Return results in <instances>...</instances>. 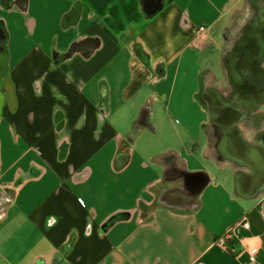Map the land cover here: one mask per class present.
<instances>
[{"label": "crops", "instance_id": "obj_1", "mask_svg": "<svg viewBox=\"0 0 264 264\" xmlns=\"http://www.w3.org/2000/svg\"><path fill=\"white\" fill-rule=\"evenodd\" d=\"M202 1L164 0L162 11L169 10L158 20L164 28L143 33L149 22L145 24L138 0H27L24 10L19 0H12L9 9L0 0L15 100L13 109L4 105L0 117V227L16 221L24 228L6 236L5 241L12 236L13 243L0 246V264H251L244 250L249 239L259 246L256 264H264V196L257 193L243 199L236 195L234 184L230 188L228 176L214 177L216 164L233 175L251 170L211 149L209 115L204 111L207 120H195L189 112L198 100L202 77L192 66L194 52L185 65L186 49L179 60L174 58L172 85L165 82L168 72L161 59L150 56L161 43L172 47L176 38L189 40L194 48L196 29L190 38L176 35L175 29L180 14L188 15L189 8ZM205 1L215 11L211 25L223 18L224 41L230 13L241 0ZM250 4L252 10H260L264 1ZM75 5L78 15L72 13ZM127 32L136 33L134 42ZM87 38L100 41L94 55L84 59L72 52L55 64L54 54H65ZM127 43L139 44L145 65L139 64ZM233 47H225L221 56ZM142 72L146 80L131 94L134 79ZM157 84L160 91L150 94L143 105L142 87ZM102 88L106 89L103 120ZM161 101L171 105L190 143L180 152L170 145L157 149L149 140L140 151L133 149L144 132L153 133L152 113ZM146 108L148 121L137 128ZM250 117L239 124L242 136L264 148V130L255 134L256 129L242 127L250 125ZM198 133L204 144L195 150L198 138L193 136ZM195 152L206 160L205 166ZM125 160L127 165L116 170V162ZM169 167L203 172L210 178L194 208L180 210L159 202L166 191L182 188L178 175L168 179ZM142 203L155 206L153 212L143 215ZM118 212H129L131 217L101 234V225ZM246 222L249 230L241 227ZM232 227L234 240L229 246L234 251L229 252L217 240Z\"/></svg>", "mask_w": 264, "mask_h": 264}, {"label": "rangeland", "instance_id": "obj_2", "mask_svg": "<svg viewBox=\"0 0 264 264\" xmlns=\"http://www.w3.org/2000/svg\"><path fill=\"white\" fill-rule=\"evenodd\" d=\"M20 1V0H19ZM219 0L216 1L218 3ZM27 0H25V5ZM12 7V5H11ZM252 5L248 0H241L238 6L231 11L229 19H228V27L225 31L224 41L221 34V25L223 23V18L216 24L211 25L215 20V11L210 7L207 1H202L200 5L195 7L189 8V14H180L177 19V27L175 29V34H183L186 37H192L193 32L197 34V31L200 26H204L206 29L209 28L210 38L207 40L198 41V39L194 41V48L192 49V45L189 40L185 39L182 40L181 38H176L172 47H169L165 43L159 44L155 47V50H152V54H150L153 60L161 59V63L164 64V68L167 67L168 76L165 79V82L168 85H172L175 81V74H176V66L174 58L176 57L178 60L180 57V52L185 50L187 52V56L184 55L183 65L190 62L191 51L194 52L195 59L192 61L193 69L201 74L200 80V91L198 95V100L194 99V107L189 109V112L192 113V116L195 120H207V116L205 112L208 114V106L206 102L210 105V101L208 100L206 93H214L218 94L224 100L227 99L224 97L225 93L229 95V93H234V88L232 87L229 76H230V62L224 57L221 56V51L226 47H233L236 42V39H244L249 38L251 34H253L254 24L258 18L257 10H252ZM23 10V9H21ZM169 9L165 11V9L156 17L150 21H145L147 26L144 28L143 33L146 31H157L161 32L164 28V24L162 22H158V20L162 16H166ZM26 11V10H25ZM22 11V13H25ZM219 19V18H216ZM264 20V19H263ZM262 20V21H263ZM211 25V26H209ZM256 26V25H255ZM132 35V42H134V38L136 37V33L134 32H127ZM208 34V30H207ZM209 35V34H208ZM209 37V36H207ZM129 38V36L127 37ZM127 40V39H125ZM118 43L123 46V43L118 39ZM130 45V43H127ZM190 47V48H189ZM119 50V48H117ZM176 53V54H174ZM134 56L137 55L134 53ZM70 56H68L69 58ZM139 58V56H137ZM59 61V60H58ZM137 62H139L136 59ZM144 64L145 61L140 58L139 64ZM141 68V67H140ZM146 73V71H144ZM142 72V74L144 73ZM194 82H196V77L194 76ZM1 86V85H0ZM161 84H157V86H143L142 87V102L145 105L146 99L150 96V94L155 95V91H160ZM141 88V86H139ZM195 89V87H194ZM225 91V93H224ZM232 91V92H231ZM226 96V95H225ZM160 94L157 93V102L160 101ZM149 103V102H148ZM205 109H204V107ZM205 111V112H204ZM171 110V105L167 102H160L156 105L155 110L152 113V126L154 128L153 133H149V131L144 132L140 137H138L137 142L135 143L136 146H133V149L138 148L140 151L142 148V144L145 141L149 140L154 145L157 146V149L165 150L168 145L173 147L177 152H180L184 145L190 143V140L185 137L183 131L179 128L178 123L180 120L178 119L177 115H175ZM148 121V120H147ZM146 121V123H147ZM145 123V124H146ZM196 126V122H194ZM212 126V125H211ZM213 133L210 136V146L211 149L216 148L218 141L220 140L221 136L224 135L223 131L219 127L212 126ZM211 127H208V131L211 134L212 131ZM199 135V133H198ZM200 136V137H199ZM194 135L193 137L198 138V146L195 147V150H198L203 144L202 136L201 135ZM179 138H182V142H178ZM189 149H187L188 151ZM216 153V155H215ZM215 156H219L217 152H215ZM195 155L200 159V161L205 166L206 160H204L203 156L199 152H195ZM209 165V164H208ZM210 166V165H209ZM211 167V166H210ZM213 175L215 178L222 179L224 176H228L231 183H229L230 188L234 189V175L233 171L230 169H224L219 164L216 166H212ZM232 185V186H231ZM203 193V192H202ZM264 196V192L262 193ZM236 196V195H235ZM1 202V201H0ZM155 206H148L147 213H152ZM22 223H7L4 226L0 227V246H10L13 243V237L10 236L6 241L5 238L7 235H10L11 232L14 233L16 231H23Z\"/></svg>", "mask_w": 264, "mask_h": 264}, {"label": "water", "instance_id": "obj_3", "mask_svg": "<svg viewBox=\"0 0 264 264\" xmlns=\"http://www.w3.org/2000/svg\"><path fill=\"white\" fill-rule=\"evenodd\" d=\"M140 12L145 20L153 19L164 7V0H138ZM257 5L264 0H248ZM21 9H25V0H20ZM8 34L5 24L0 20V117L2 109L7 103L13 109L15 105L13 86L8 79ZM100 41L87 38L80 44L72 46V52L78 53L82 58L89 59L99 48ZM71 52V53H72ZM53 60H64L60 54H54ZM230 62L229 80L234 88L232 101L227 102L218 94L208 93L210 101L208 115L210 124L222 129L224 135L218 141L217 151L236 165L249 168L250 174L237 172L234 175L235 193L243 199H250L264 190V148L261 145L250 144L244 140L239 124L245 118L241 110L243 103L238 99L252 98L253 106L264 102V33L253 40L240 39L232 51L225 57ZM242 98V99H241ZM140 120L142 125L143 118ZM146 125V124H145ZM152 129V127H151ZM178 178L182 188L168 190L159 198V202L180 210L194 208L196 199L210 182V178L203 172L189 173L178 170Z\"/></svg>", "mask_w": 264, "mask_h": 264}, {"label": "flooded vegetation", "instance_id": "obj_4", "mask_svg": "<svg viewBox=\"0 0 264 264\" xmlns=\"http://www.w3.org/2000/svg\"><path fill=\"white\" fill-rule=\"evenodd\" d=\"M260 7H261L262 10L261 9L260 10L258 9V11H257V14L259 16H258V18H257V20H256V22L254 24V28H253V31L254 32H253V34H251V36L249 38H244V41L245 40H253L257 36H259L260 33H264V20H263L264 19V6H258V8H260ZM261 18H263V19H261ZM80 43L81 42L75 43L72 46L77 45V44H80ZM72 46H70V48L68 49V52H66L65 54H63L64 57H65V55H67V56H70L71 55V52H72L71 51L72 50L71 48H72ZM262 65L264 67V62H263ZM140 75H142V73ZM137 90H139V88ZM224 93H225V91H224ZM225 95H224V97L227 98L225 100L227 102H229V101L231 102L232 101L233 94L229 93V95H228L227 93H225ZM206 96H207V93H206ZM251 100H252V98H246V99H242V100H240V98L238 99V102L241 101L243 103V105H241V110L245 112V115L247 117H250L251 116L250 117L251 119H249L250 121H248V122H251L250 125L249 124H246V123H243L242 124V127L251 129L252 131H253V129H256V130H254V133L257 134V132L259 130L260 131L264 130V102L263 103L261 102L256 107H254L253 106L254 101L252 102ZM206 104H207V106L209 108L208 102H206ZM148 111L149 110H147V108L142 111V115L144 116L143 117L144 118L143 119V123L144 124L148 120ZM142 115L140 117V120L142 119ZM140 120L136 123V127L137 128H140L142 126V123H141ZM261 139L264 141V136ZM168 161H170V160L168 159ZM168 171H169V173H168V179L169 178H172V177H176L179 174L178 170H176L175 168H172V167L171 168L169 167ZM262 180H264V178ZM263 192H264V190H262L258 194L262 195Z\"/></svg>", "mask_w": 264, "mask_h": 264}, {"label": "trees", "instance_id": "obj_5", "mask_svg": "<svg viewBox=\"0 0 264 264\" xmlns=\"http://www.w3.org/2000/svg\"><path fill=\"white\" fill-rule=\"evenodd\" d=\"M1 5L2 7L9 9L12 5V0H1ZM79 6L75 5L74 8L72 9V13L73 14H77V10H79ZM132 47L133 52L139 56V58H141L142 60H146L145 59V53L142 52L141 47L139 46V44L137 43H131L130 44ZM64 60L61 61H54L55 64H59L61 62H63ZM146 80V74H142V75H137L134 79V82L132 84L130 93L133 94L137 91V89L139 88L140 85H142L144 83V81ZM105 99H106V89L102 88L101 89V107H100V111H99V116L100 118L103 120L105 115H106V106H105ZM127 165V160L121 162L119 164V162H116L115 164V168L116 170H120L123 169L125 166ZM148 206H145L143 203L140 204V210L143 212V215H145L147 213V208ZM131 217V214L129 212H118L115 213L113 215H111L110 217H108L106 219V221L101 225L100 227V232L101 234H105L106 232H108L114 225H116L119 222L122 221H128Z\"/></svg>", "mask_w": 264, "mask_h": 264}, {"label": "built area", "instance_id": "obj_6", "mask_svg": "<svg viewBox=\"0 0 264 264\" xmlns=\"http://www.w3.org/2000/svg\"><path fill=\"white\" fill-rule=\"evenodd\" d=\"M197 39L200 40H205L207 38V29L204 26H200L198 31H197ZM73 198L77 199V197L73 194ZM238 227L239 224H237ZM236 226V227H237ZM244 230H249V224L243 223L241 226ZM234 233H235V227H232V229L226 231L224 234H222L218 240H217V245L223 249H226L229 252H233V248L229 246L230 242H233L234 240ZM259 246L258 243L254 239H249L247 240V243L244 247V250L247 252L249 256V262L251 264H256V251L258 250Z\"/></svg>", "mask_w": 264, "mask_h": 264}]
</instances>
